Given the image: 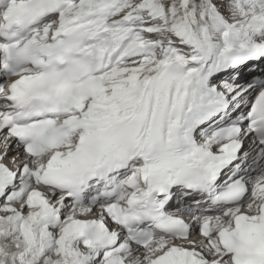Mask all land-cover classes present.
I'll list each match as a JSON object with an SVG mask.
<instances>
[{"label":"snow or ice","instance_id":"obj_1","mask_svg":"<svg viewBox=\"0 0 264 264\" xmlns=\"http://www.w3.org/2000/svg\"><path fill=\"white\" fill-rule=\"evenodd\" d=\"M0 264H264V0H0Z\"/></svg>","mask_w":264,"mask_h":264}]
</instances>
